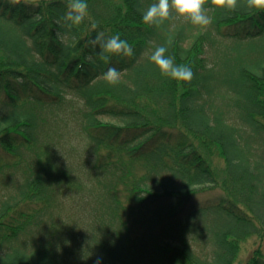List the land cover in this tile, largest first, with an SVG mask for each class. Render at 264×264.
<instances>
[{
  "label": "trees",
  "instance_id": "obj_1",
  "mask_svg": "<svg viewBox=\"0 0 264 264\" xmlns=\"http://www.w3.org/2000/svg\"><path fill=\"white\" fill-rule=\"evenodd\" d=\"M68 2L0 0V264H239L251 238L264 264V11L157 28L154 0H86L62 42ZM99 31L134 55L100 59ZM161 45L190 82L149 62Z\"/></svg>",
  "mask_w": 264,
  "mask_h": 264
},
{
  "label": "clouds",
  "instance_id": "obj_2",
  "mask_svg": "<svg viewBox=\"0 0 264 264\" xmlns=\"http://www.w3.org/2000/svg\"><path fill=\"white\" fill-rule=\"evenodd\" d=\"M17 2L19 0H13V3ZM206 2L207 0H154L142 11V21L157 28L164 25L166 21L174 20H183L193 26L207 27L211 24L212 17L209 15V9L205 7ZM241 2L248 9L264 11V0H210L211 6L227 11L236 10L238 3ZM87 10L86 0H69L65 12L56 20L60 27L66 29L64 33L57 34L62 42L69 39V32L73 26L84 22L88 14ZM97 27L96 23L91 24L92 30ZM89 46L94 50L99 49L97 55L104 61H108L113 55L125 57L134 55L132 45L127 40L121 39L118 34L106 38L104 32L99 31L89 41ZM167 51L166 46H157L147 58L161 75L177 81L190 82L193 77L192 69L186 65L175 64L174 58L166 55ZM88 59L91 61L93 57L89 56ZM120 79L121 72L115 67H109L102 75V80L110 86L117 85Z\"/></svg>",
  "mask_w": 264,
  "mask_h": 264
},
{
  "label": "rangeland",
  "instance_id": "obj_3",
  "mask_svg": "<svg viewBox=\"0 0 264 264\" xmlns=\"http://www.w3.org/2000/svg\"><path fill=\"white\" fill-rule=\"evenodd\" d=\"M103 121H104V123L106 122V123L118 125L117 122H114V121L109 120V119H103ZM213 195L214 194L204 193V194H201L200 198L205 199V198L212 197ZM73 199L74 198L72 196H69V200L63 202L64 208L66 209L67 214L70 213V215L74 214L76 211L75 210V203L73 202ZM69 221L71 223H76V219L73 217H69ZM88 225H90V221L87 220L86 218H84L81 221H79L78 224H76V227H78L80 229H84ZM259 245L260 244H259L258 240L255 238H251V239L247 240L244 244H242L241 249H240V254L238 256L239 257V259H238L239 264H244L245 261L247 260L248 256L251 254V252L253 250L257 249V247ZM261 248H264V241L261 244Z\"/></svg>",
  "mask_w": 264,
  "mask_h": 264
}]
</instances>
